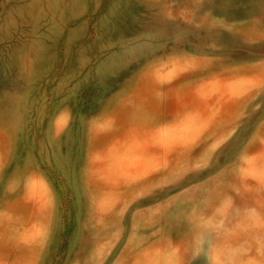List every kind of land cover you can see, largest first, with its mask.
Returning a JSON list of instances; mask_svg holds the SVG:
<instances>
[{"label": "rangeland", "instance_id": "rangeland-1", "mask_svg": "<svg viewBox=\"0 0 264 264\" xmlns=\"http://www.w3.org/2000/svg\"><path fill=\"white\" fill-rule=\"evenodd\" d=\"M0 264H264V0H0Z\"/></svg>", "mask_w": 264, "mask_h": 264}]
</instances>
